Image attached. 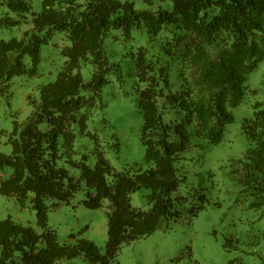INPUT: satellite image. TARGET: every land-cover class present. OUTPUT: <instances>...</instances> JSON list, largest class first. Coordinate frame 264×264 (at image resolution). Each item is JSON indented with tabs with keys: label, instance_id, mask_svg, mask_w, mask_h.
<instances>
[{
	"label": "trees",
	"instance_id": "obj_1",
	"mask_svg": "<svg viewBox=\"0 0 264 264\" xmlns=\"http://www.w3.org/2000/svg\"><path fill=\"white\" fill-rule=\"evenodd\" d=\"M8 4L24 14L32 9L26 0ZM42 4L22 38L0 39V100L9 94L12 79L28 71L27 56L32 62L29 71L36 73L42 46L57 31L65 33L70 45L63 49L65 63L57 78L40 87L31 117L11 137L12 153L0 154V167L11 169L0 192L30 200L43 231L11 218L0 220V264H57L82 252L91 264H110L124 244L179 219L183 205L189 204L190 220L205 209L208 197L202 188H189L188 196L180 194L186 181L180 166L194 146L223 140L234 119L229 108L243 101L248 76L264 60V0H173L171 9L157 10H139L121 0H42ZM15 23L10 16L0 18V28ZM142 26L151 39L160 36L162 41L158 60L145 47L131 53L148 166L117 171L98 148L95 166L85 156L77 160V137L92 135L91 112L104 107L102 89L109 75L121 73L120 65L107 55L105 38L115 28L130 40ZM84 62L94 65L89 82L81 73ZM244 130L253 145L247 178L253 181L255 205L260 206L264 109L256 112L255 119L245 120ZM82 182L88 207L99 209L109 201L105 254L88 239L61 244L48 226L50 206L70 203ZM142 188L151 190L149 210L131 203V194Z\"/></svg>",
	"mask_w": 264,
	"mask_h": 264
},
{
	"label": "rangeland",
	"instance_id": "obj_2",
	"mask_svg": "<svg viewBox=\"0 0 264 264\" xmlns=\"http://www.w3.org/2000/svg\"><path fill=\"white\" fill-rule=\"evenodd\" d=\"M31 12H15L9 0H0V18L12 17L17 23L0 28V39L22 38L33 27L34 13L43 9L42 0H26ZM80 3L86 0H76ZM131 2L139 10L171 9L173 0H121ZM70 45L64 32L57 31L48 44L42 46L36 73H31L30 57H26L28 71L11 81L9 94L0 100V154H11V137L23 129L34 111L33 98H38L40 87L53 82L61 71L65 57L63 49ZM105 50L110 61L120 65L121 73H111L102 89L103 108H95L90 115L88 132L75 142L74 158L95 166L96 148L117 171L147 168L146 146L141 140L142 116L138 108L136 73L132 51L145 47L158 60L162 55L161 37L151 39L142 26L126 40L121 29L111 28L105 38ZM85 82L91 81L94 65L82 63ZM243 101L229 108L234 119L218 144H201L188 150L180 166L186 181L180 194L188 196L189 188H202L208 202L204 210L192 220L181 207L182 215L151 235L121 248L116 261L110 264H264V204L256 206L253 181L248 180L249 150L253 147L244 130L246 119H255L264 109V60L248 76ZM97 137L98 140L94 139ZM77 174V170H72ZM11 176L10 168L0 167V187ZM87 188L81 190L70 203L50 206L48 226L57 234L61 244L76 245L82 239L93 241L102 254L108 239V204L99 209L86 205ZM150 189L142 188L131 194L134 207L149 210ZM11 218L38 231L36 212L30 200L6 196L0 192V220ZM57 264H91L81 253ZM101 264V263H98Z\"/></svg>",
	"mask_w": 264,
	"mask_h": 264
}]
</instances>
